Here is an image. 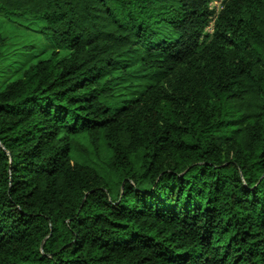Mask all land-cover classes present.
Returning <instances> with one entry per match:
<instances>
[{
    "label": "trees",
    "instance_id": "16d2710c",
    "mask_svg": "<svg viewBox=\"0 0 264 264\" xmlns=\"http://www.w3.org/2000/svg\"><path fill=\"white\" fill-rule=\"evenodd\" d=\"M213 1L0 0L56 47L0 89V264H264V0Z\"/></svg>",
    "mask_w": 264,
    "mask_h": 264
},
{
    "label": "rangeland",
    "instance_id": "374dc122",
    "mask_svg": "<svg viewBox=\"0 0 264 264\" xmlns=\"http://www.w3.org/2000/svg\"><path fill=\"white\" fill-rule=\"evenodd\" d=\"M217 1L212 4L216 12L222 8L221 0ZM215 17L207 28L208 32L213 30ZM42 27L43 23L32 16L0 15V33L4 37L3 57L0 60V89L17 78L31 62L50 55L56 49L53 42L42 34ZM60 52L64 55L67 51L61 49Z\"/></svg>",
    "mask_w": 264,
    "mask_h": 264
},
{
    "label": "built area",
    "instance_id": "2783aa9c",
    "mask_svg": "<svg viewBox=\"0 0 264 264\" xmlns=\"http://www.w3.org/2000/svg\"><path fill=\"white\" fill-rule=\"evenodd\" d=\"M215 1H217V0H215ZM215 1H214V2H215ZM214 2L211 3V7H212V4H213ZM217 2H218V1H217ZM217 13H218V12H217ZM207 28H208V27H207ZM212 31H213V30H212Z\"/></svg>",
    "mask_w": 264,
    "mask_h": 264
}]
</instances>
